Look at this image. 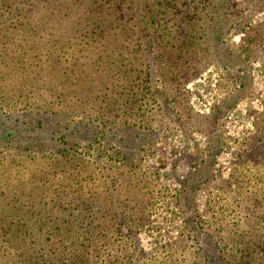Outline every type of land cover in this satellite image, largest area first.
Returning a JSON list of instances; mask_svg holds the SVG:
<instances>
[{"label":"rangeland","instance_id":"1","mask_svg":"<svg viewBox=\"0 0 264 264\" xmlns=\"http://www.w3.org/2000/svg\"><path fill=\"white\" fill-rule=\"evenodd\" d=\"M12 220L34 264H218L264 240V0H0Z\"/></svg>","mask_w":264,"mask_h":264},{"label":"trees","instance_id":"2","mask_svg":"<svg viewBox=\"0 0 264 264\" xmlns=\"http://www.w3.org/2000/svg\"><path fill=\"white\" fill-rule=\"evenodd\" d=\"M92 33L98 34L100 36V34L96 31H92ZM30 221L33 222V218L30 219ZM36 224H37V219L35 218V221L33 223V226L35 229L38 228ZM28 227H29V223L26 222L24 224L20 220H18L17 222H15V220H12L10 222H1L0 223V255L2 254L3 251L7 250L4 246L5 244L8 245V247H10L11 244L13 245L14 241H19L20 246H18L19 251L17 252V256L20 258L21 264H26V263L34 264L37 258L38 252H40V250L38 252L36 251V248L34 247V245L36 243L40 245V243L36 240H30V239H35L36 236L31 237V238L27 237L26 234H29ZM27 239H29V241ZM255 246H257L258 248L262 246V249H264V240H258L257 242L250 244L249 246L242 249L239 254L238 252H235L234 255L230 253V254H227L226 256H220L218 260V264H261L263 263L262 261L257 262L258 256L256 258L255 256H252L255 251V248H254ZM29 247L33 251L32 254L29 253V250H28ZM9 249L10 248H8V250ZM221 251H223L222 248H221ZM72 256L76 260H78L81 257V255H75V254H73ZM5 257L6 256L4 255V258ZM76 260L71 261L68 264H75ZM39 264H41L40 259H39Z\"/></svg>","mask_w":264,"mask_h":264}]
</instances>
